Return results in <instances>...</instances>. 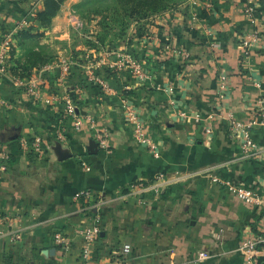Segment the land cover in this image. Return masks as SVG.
<instances>
[{
	"label": "crops",
	"instance_id": "0c3cea01",
	"mask_svg": "<svg viewBox=\"0 0 264 264\" xmlns=\"http://www.w3.org/2000/svg\"><path fill=\"white\" fill-rule=\"evenodd\" d=\"M253 6V27L244 16V0H185L154 15L119 45L138 61L142 81L127 68L103 70L109 88L103 91L72 65L62 81L49 76L36 101L0 84V142L10 152L0 172V264H77V229L92 216L100 228L92 251L98 262L242 264L238 244L245 233L259 232L260 205L243 203L213 178L243 185L264 201V158H241L224 118L231 112L245 119L264 93V0H253ZM5 11L0 8L3 28L9 21ZM251 28L259 42L243 56L239 41ZM32 70L12 72L27 76ZM219 75L227 78L223 98L216 95ZM76 82L78 114L89 115L106 133L104 149L85 122L73 131L49 106L48 94L70 91ZM123 85L130 88L125 95L155 142L157 158L135 142L123 121ZM30 133L44 144L39 159L19 152L18 139ZM251 136L264 148V128ZM134 183L141 188L132 190ZM78 190L91 196L74 203ZM57 231L69 237L67 250L53 243ZM122 244L131 248L126 256L118 255ZM200 251L207 258L198 259ZM263 255L261 250L258 262Z\"/></svg>",
	"mask_w": 264,
	"mask_h": 264
},
{
	"label": "built area",
	"instance_id": "2783aa9c",
	"mask_svg": "<svg viewBox=\"0 0 264 264\" xmlns=\"http://www.w3.org/2000/svg\"><path fill=\"white\" fill-rule=\"evenodd\" d=\"M245 7L243 10L244 16L248 23L254 26V6L253 0H244ZM29 20V19H28ZM27 18H21L17 22V26L13 28H21L27 25ZM11 34H2L0 37V84L5 81L12 88H15L25 94L29 99L36 101L41 98V93L45 91L46 84L49 76L55 75L58 81H62L65 76L70 72L71 66H78L82 72L85 73V78L100 90L109 91V88L105 85L103 80V70L119 72L124 69H128L134 73L138 81H142L145 78V74L140 68L137 60L128 54H124L120 51L113 50L110 52L114 54L113 60L99 59L92 61L88 58V55L84 57V62L79 63L73 56L60 55L51 62L43 63L32 70L27 76L14 75L11 71V55L10 50L13 47L11 41ZM259 42V34L256 29H252L240 38L239 44L242 50L243 56H246L249 50ZM183 56H187L184 54ZM92 71V72H91ZM227 78L225 75H219L216 84V95L218 98H223L226 91ZM130 88L128 85H123L121 88V97L119 99L122 106V116L125 124L131 129L132 138L139 145H142L146 151L153 157L157 158L159 152L155 142L145 132V128L137 115L135 108L131 102L128 101L125 95L126 91ZM81 86L79 83L75 85L72 90L65 92H51L48 94L47 101L51 109L55 110L62 121L67 122L73 131L81 129L83 122H85L89 129L93 131V139L96 145L101 148L105 147L106 133L103 130L97 129L94 126V121L89 115H79L77 111V99L80 97ZM180 116L184 113L180 112ZM196 117V115H194ZM224 118L226 121L227 136L231 139H238V148L241 158H264V148H261L253 140L251 136L252 130L255 128H264V93L259 94L253 103L252 111L245 119L235 118L231 112H225ZM204 133L207 137L211 134V129L206 127ZM19 152L26 156H34L40 158L44 153V144L39 135L30 133L23 135L18 139ZM10 161V152L4 144L0 142V172H2ZM81 167L85 170L88 166L85 162L80 161ZM213 181L224 188L228 193L232 194L238 200L245 204L260 205V226L259 232L255 234L245 233L238 244V250L240 251V257L242 264H264V255L260 262L257 261L259 252H264V201L260 200L258 195L251 189L236 184L231 180H217L213 178ZM132 190H139L141 185L134 183L130 185ZM154 190V188H151ZM88 190H78L72 194V201L79 203L81 200H87L90 197ZM84 207L80 205L79 210L83 211ZM100 231L98 218L91 217L88 222L83 224L77 229L78 236L80 238L78 252H77V264H110L109 262H98L93 256V243L97 238ZM13 238H15L12 235ZM52 241L58 245L62 250H67L70 246V239L61 231L54 232L52 235ZM130 246L128 244H122L118 249L119 256H126L130 252ZM198 259L207 258V254L204 251H200L197 254Z\"/></svg>",
	"mask_w": 264,
	"mask_h": 264
},
{
	"label": "rangeland",
	"instance_id": "374dc122",
	"mask_svg": "<svg viewBox=\"0 0 264 264\" xmlns=\"http://www.w3.org/2000/svg\"><path fill=\"white\" fill-rule=\"evenodd\" d=\"M57 1L55 13L40 19L38 12L46 0H0V8L6 9L9 18L6 28L0 26V37L11 34L15 48L10 54L21 74H28L33 67L60 54L73 56L79 63L87 55L92 61L113 60L115 55L110 52L121 51L120 42L138 35L145 24L152 23L156 13L175 8L185 0ZM21 18L29 19L27 25L13 28ZM54 24L56 29H52Z\"/></svg>",
	"mask_w": 264,
	"mask_h": 264
},
{
	"label": "trees",
	"instance_id": "16d2710c",
	"mask_svg": "<svg viewBox=\"0 0 264 264\" xmlns=\"http://www.w3.org/2000/svg\"><path fill=\"white\" fill-rule=\"evenodd\" d=\"M164 5V4H162ZM58 9V1L57 0H46V2L43 3L42 10L38 12L39 18L44 19L47 15H52L55 13V11ZM157 14V13H156ZM11 55V54H10ZM11 71H13L15 68L20 69L15 62H13L11 58Z\"/></svg>",
	"mask_w": 264,
	"mask_h": 264
}]
</instances>
